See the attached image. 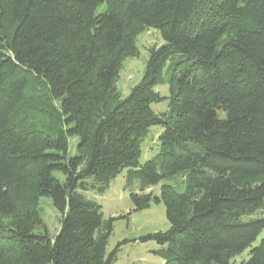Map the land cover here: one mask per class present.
<instances>
[{"label":"trees","instance_id":"obj_1","mask_svg":"<svg viewBox=\"0 0 264 264\" xmlns=\"http://www.w3.org/2000/svg\"><path fill=\"white\" fill-rule=\"evenodd\" d=\"M149 27L164 43L123 96L118 73ZM151 126L158 150L140 163ZM123 169L133 210L164 203L169 227L142 238L163 264L247 248L240 264H264V0H0V264H113L116 218L85 192ZM178 173L182 188L143 192ZM43 196L61 215L53 236L36 232Z\"/></svg>","mask_w":264,"mask_h":264},{"label":"rangeland","instance_id":"obj_2","mask_svg":"<svg viewBox=\"0 0 264 264\" xmlns=\"http://www.w3.org/2000/svg\"><path fill=\"white\" fill-rule=\"evenodd\" d=\"M105 9L101 4L97 7L96 13ZM164 43L159 32L155 28H146L136 37V45L139 53L136 57H126L118 73L116 88L124 96L129 93L130 88L141 79L145 63L148 58V50L153 46H159ZM166 77V74H165ZM155 90L162 95L169 94V85L167 82L159 84ZM168 99L161 102L152 103L151 107L156 112H162L167 109ZM159 126H151L147 136L142 143V152L140 163L156 154L158 150L157 135L161 132ZM70 153H75L76 137L71 138ZM126 169H123L102 193L95 191H86L85 195L94 199L100 206L105 218L115 217L112 231L107 241V252H110L118 244L116 260L113 264H163V259L155 253L160 246L153 240L142 238L149 233L164 231L169 227V222L165 215V206L163 202H151L149 207L141 210H133L134 205L130 197L131 192H140L138 183L134 181L130 185L125 184ZM60 179L63 176L55 172ZM180 174H175L169 178L162 179L157 184L146 188L143 192L159 194L160 186L163 183H169L175 186L180 185ZM182 188L181 185L178 186ZM41 216L42 224L36 232H48L53 236L60 226V213L54 208L49 197H41L37 205ZM130 212V213H129ZM129 213V214H128ZM264 216V207L258 214ZM120 216V217H119ZM264 237V228L261 230L253 245L259 243ZM249 248L231 259V264H240L242 260L248 258Z\"/></svg>","mask_w":264,"mask_h":264}]
</instances>
